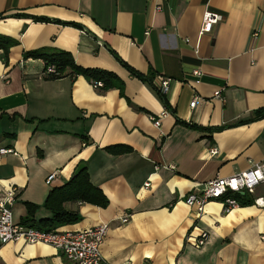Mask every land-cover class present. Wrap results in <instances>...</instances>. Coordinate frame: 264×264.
Here are the masks:
<instances>
[{"label":"crops","instance_id":"obj_1","mask_svg":"<svg viewBox=\"0 0 264 264\" xmlns=\"http://www.w3.org/2000/svg\"><path fill=\"white\" fill-rule=\"evenodd\" d=\"M205 11L222 20L199 34ZM0 14V35L17 41L6 58L0 50V150H11L0 154V201L14 191L15 224L25 203L40 206L25 226L49 219L46 196L82 164L108 204L66 202L80 221L52 230L108 224L101 264H264V208L223 213L211 200L195 220L184 203L205 182L264 161V0H0ZM39 49L116 74L122 94L69 72L49 79L42 60L24 57ZM119 60L154 85L169 79L172 111L162 116L152 85ZM201 232L208 237L196 247ZM0 264L67 262L49 245L20 241L0 244Z\"/></svg>","mask_w":264,"mask_h":264},{"label":"built area","instance_id":"obj_2","mask_svg":"<svg viewBox=\"0 0 264 264\" xmlns=\"http://www.w3.org/2000/svg\"><path fill=\"white\" fill-rule=\"evenodd\" d=\"M159 1V0H156ZM160 10V5L156 6ZM222 20L221 15L205 11L202 17L199 34L209 32L211 28ZM257 36V32L253 33ZM55 74V68L48 66L43 73L44 76ZM191 75L199 78L201 73L197 70L192 71ZM157 90L166 95L170 80L159 78ZM100 86V84H98ZM215 98H220V93H214ZM198 97H194L190 103L193 108ZM169 112L164 109L162 116ZM160 115V116H161ZM153 126L159 128L160 120L152 117ZM11 150H0V154L10 153ZM217 150L211 148L208 151L210 157L215 156ZM56 174L52 173L45 179V184L50 185ZM149 182L144 187L148 188ZM264 186V161L260 164H254L248 170L238 172L228 177H215L203 185L200 192H191L185 198V205L192 211L194 219H199L204 213L206 204L211 200L221 201L223 213L238 208L241 204L239 197L249 198L251 203L258 207L264 208V193L257 194V190ZM15 202V193L13 190L7 192L5 198L0 201V244L4 245L9 242H25L27 244H45L53 247L67 262V264H101L102 252L101 246L109 230L108 224L89 227L80 231L69 230H43L35 227L15 224L12 217V207ZM128 221L127 217L121 219L122 223ZM208 234L201 232L194 241L196 247L204 245Z\"/></svg>","mask_w":264,"mask_h":264},{"label":"trees","instance_id":"obj_3","mask_svg":"<svg viewBox=\"0 0 264 264\" xmlns=\"http://www.w3.org/2000/svg\"><path fill=\"white\" fill-rule=\"evenodd\" d=\"M14 17H19V14H16ZM0 18H2V14H0ZM34 21L49 22V20L36 18H34ZM16 44V40L7 36L0 35V50L2 51L4 58H6L8 50ZM24 57L42 60L44 62L43 73L48 66H53L55 68V74L47 76L49 79L59 78L66 72H69L73 76L84 77L99 92H105L110 89H117L121 94L123 92V82L117 77L116 74L101 69L82 68L76 65L72 56L68 52L39 49L25 52ZM120 63L122 64V66L128 69L132 77L152 85L154 90L157 92L158 97L164 104V107L170 112L172 111L168 108L165 95L161 94L153 84V78L151 77V75H141L130 69L123 61H120ZM98 84H100V86H98ZM124 151H126V149H120L118 150V153ZM78 201L95 205L101 208L106 207L108 204V200L106 199L102 191L90 183L86 169H83L77 176H72L70 180H68L64 185L54 188L48 193L42 204V207L50 212L51 217L46 220L38 221V223L34 226H36V228L38 229L50 231L55 227L73 224L80 221V216L77 213L67 211L64 208V204L66 202ZM239 201L241 205H251V201L244 197H239ZM24 205L27 212L26 218L23 223V225L25 226L27 223L33 221L32 218L36 211H38L40 206L30 203H25ZM29 218H31V220Z\"/></svg>","mask_w":264,"mask_h":264},{"label":"water","instance_id":"obj_4","mask_svg":"<svg viewBox=\"0 0 264 264\" xmlns=\"http://www.w3.org/2000/svg\"><path fill=\"white\" fill-rule=\"evenodd\" d=\"M85 168L84 165L80 164L77 166V168L75 169L73 176H77L83 169Z\"/></svg>","mask_w":264,"mask_h":264}]
</instances>
